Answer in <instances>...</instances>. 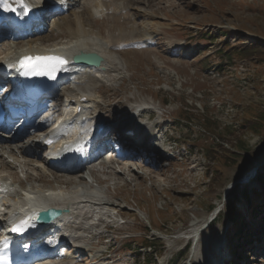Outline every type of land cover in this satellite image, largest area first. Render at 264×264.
Returning a JSON list of instances; mask_svg holds the SVG:
<instances>
[{
  "label": "rangeland",
  "instance_id": "rangeland-1",
  "mask_svg": "<svg viewBox=\"0 0 264 264\" xmlns=\"http://www.w3.org/2000/svg\"><path fill=\"white\" fill-rule=\"evenodd\" d=\"M67 2L65 8L61 2L48 7L38 25L16 29L36 28V36L12 38L9 24L0 20V61L29 44L65 47L72 40V20L103 47L122 30L128 41L109 51L106 69L94 74L70 66L74 77L56 85L46 113L56 116L62 97L85 92L97 98L93 116L111 120V126L129 108H140L142 122L149 109L155 117L146 137L110 130L117 133L110 140L115 152L109 144L103 157L80 171L46 166L43 150L31 148L20 156L17 147L32 137L0 141V175L14 191L1 193L0 202L19 203L22 188L48 194L57 189L69 198L63 205L69 218L54 232L64 240L52 258L56 264H98L90 261L94 256L102 264H264V188L256 177L264 175V52L239 57L243 45L264 47V0H131L129 15L120 19L96 0ZM236 141H244L246 149L234 163H221L229 155L224 152L206 159L209 148L230 149ZM216 169L220 181L210 184L206 171ZM79 175L81 181L56 182ZM233 200L244 219L240 236L239 224L224 208ZM145 227L156 236L157 257L150 261L143 258L148 249L135 255L141 241L134 237Z\"/></svg>",
  "mask_w": 264,
  "mask_h": 264
},
{
  "label": "bare ground",
  "instance_id": "bare-ground-1",
  "mask_svg": "<svg viewBox=\"0 0 264 264\" xmlns=\"http://www.w3.org/2000/svg\"><path fill=\"white\" fill-rule=\"evenodd\" d=\"M53 1H55V2H53ZM130 1L131 0H96L97 6L98 7L100 6L107 13H109L111 15H117V16L121 15V17H117L119 19L122 18V15H126V16L129 15V3H130ZM59 2L62 3L59 5L61 8H65L64 6L66 4H68L67 0H47L46 3L44 2V0H10L9 5L11 8H14L15 10L16 9L21 10L23 8L21 6L22 4L31 7L33 10H35L36 7H43L44 8L43 14H46V12L49 11L48 7H59V6H57V4ZM5 12H9V11H5L2 7H0V17L5 15ZM39 15H40L39 12H37V13L34 12L31 17L23 19L25 26L29 25V23H33L34 26L38 25L39 19L37 20L35 17H38ZM21 17H24V16L21 15ZM70 25H71V27H69V31H70V37L72 40H71V43H69L68 45H65V47H63V48L62 47L61 48H56V47L52 48L51 47L52 49L36 48V47L30 46V44H29V46L27 48L22 49L19 52L14 53V55L17 58L21 57V60H22L26 57L27 54H33V53H36L39 51H42V52H62V53L66 52V53L71 54V55L78 52V51L95 52V53H98L99 55H101L103 57V60L100 64V66H94L92 64L86 65L83 67L76 66V65L73 66V68L85 69L87 72H94L95 73V72L103 71L106 69L105 66L108 63L107 59L110 60L112 58L111 52H109V51H112L114 49L119 48L123 43H125V41H128L127 37H126L127 32L119 30L118 32H114L111 34L106 47H103L104 44L101 43L100 41L98 42L95 39H90V34L92 32L89 29H86L79 22V20H72L70 22ZM38 33H40V32H37L36 28L35 29L32 28L31 30H26V31L12 30L9 32V36L12 38H15V39H23L24 37L36 36V35H38ZM8 55L9 56L4 57L2 59V61H0L1 64L3 63V66H0V80H2V81L7 80V76L5 75V72L9 70L8 67H10V66L6 65L4 62H5V58L11 56V54H8ZM71 68L72 67H70V66L69 67L65 66V67L61 68V70H60L61 76L59 77L57 84L60 83L61 81H63L65 78L74 77L75 72H69V70ZM56 93H57V89H56V87H53L49 91L48 95H49V97H53ZM65 97H66V100H68V104L73 105L74 108H77V107H83L84 108V107L91 106L92 109L95 110V107H96L95 104H96L97 98L95 95H92L91 93H85L84 92V93H82L80 95H76V96H72L71 94H68V95H65ZM71 123H74V121L72 120ZM123 125H125V124H123ZM120 126L121 125L119 123L117 125H115L116 128L114 131L119 130V131L123 132ZM128 126H130V125L127 124L126 128H129ZM82 127H83L82 124L78 125V127H77L78 132H79V130L82 129ZM0 129H6V126L0 125ZM43 132H44L43 125H41V124L37 125V124L31 122L28 125L19 126L17 128V130H15L12 133L11 132L0 133V141H2L3 143H6V144H12L15 142H17V143L20 142L21 141L20 140L21 135L28 136L29 138L32 137V139L30 140L29 143L27 141H23L17 147V153L20 156H22V154L27 155V153H29L28 150L31 148H35L38 150H42L44 148L43 142H45L44 139L46 137L41 136L42 135L41 133H43ZM110 135L115 137L117 135V133L110 132ZM121 152H122V154L126 153L123 151H121ZM11 155H12V153H11ZM43 162L45 164L44 160H43ZM87 162L91 163L92 161H90V159H89V161H85V163H87ZM83 167H84V163H83V165H78V166L69 167V168H58V169L64 170L65 172H71L69 169L77 168L78 171H80V169ZM81 175H79L80 177H78V176L69 177L65 182H59V181H56V182L58 184H64V185L71 184L72 182L81 181L83 179L81 177ZM57 178H58V176H57ZM2 182L6 185L5 179L0 175V184H2ZM55 191H57V189H52V194H56ZM38 192L42 194L45 191L38 190ZM26 194L28 195L29 192H27ZM61 198H58V200L51 203V205H54L55 207H62L63 204L65 203V199H67L68 197L65 198V196H64ZM45 207H47V206H45ZM23 209H25V208L22 207V210ZM68 214H69L68 212H63V214L60 217H57L53 221H51L47 225V227L42 231V233H45V235H46V233L50 232L51 237H52V238L50 237V239H51L52 243H57V242L63 241L62 237H60L58 234H56L54 232L59 231V227H60L59 225L61 223H63L66 219L69 218ZM61 229L62 228L60 227V231H61ZM59 254H60V252L57 253V257ZM92 258L99 260V258L97 256L96 257L94 256ZM33 264H56V263L52 262V258L51 257L48 258V256H47L45 258L38 259Z\"/></svg>",
  "mask_w": 264,
  "mask_h": 264
},
{
  "label": "trees",
  "instance_id": "trees-1",
  "mask_svg": "<svg viewBox=\"0 0 264 264\" xmlns=\"http://www.w3.org/2000/svg\"><path fill=\"white\" fill-rule=\"evenodd\" d=\"M246 44V43H244ZM225 51V49L223 50ZM240 51H242V53H239V57H246L249 54H252L254 52H264V47L260 44V43H255L252 47H250L249 45H243L240 49ZM254 125H257L258 121H253L252 122ZM235 147H231L230 149L225 148L222 144H217L216 146L218 147L217 149L214 148H209L207 154H205V157L208 161H214L216 159V157H218L219 152H224L226 154V157L222 160V164L224 165H228L230 162L234 163L235 162V158L234 157H239V155H241V151L245 148V143L244 141H236V143H234ZM210 153H213V157L210 156ZM231 154V155H230ZM215 156V157H214ZM212 157V158H211ZM263 165H264V161H263ZM211 174L210 178H209V182L210 184H214L218 181H220V175H221V170L220 169H216L213 171H206V174ZM257 181L260 184L261 188H264V175L259 173L257 174ZM243 198L244 200L248 199V195H247V190L244 189L242 192ZM224 208L228 214V218L231 219V221H233L235 224H239L237 227V230L235 231V234H237L238 236L242 235L243 233V216L241 213L240 208L238 207V202L237 200H233L228 204L224 205ZM253 210H258L257 206L253 207ZM252 210V212H253ZM146 231H142V233H140L138 236L134 237V239H140V244H136L135 245V251H136V256L140 257L142 254V248H144L145 250L148 249V254L144 253L143 258L146 260H153L155 259V257H157V252H156V244L154 243L156 240V236L155 235H150L149 231L150 229H148L147 227H145ZM188 249V244L185 245V250L184 252ZM163 251V250H162ZM183 252V251H181ZM183 252V254H184ZM182 254V255H183ZM233 255L236 254V252L234 251L232 253ZM148 256V257H146ZM230 264V263H229Z\"/></svg>",
  "mask_w": 264,
  "mask_h": 264
},
{
  "label": "water",
  "instance_id": "water-1",
  "mask_svg": "<svg viewBox=\"0 0 264 264\" xmlns=\"http://www.w3.org/2000/svg\"><path fill=\"white\" fill-rule=\"evenodd\" d=\"M89 56H93L95 58V61L93 62V64L95 66H100L103 58L102 56H100L99 54L97 53H88ZM74 60L77 61L78 60V57H74ZM63 213V211H61L60 209H50L48 211H44L41 213V217L45 220H50V219H55L59 216H61Z\"/></svg>",
  "mask_w": 264,
  "mask_h": 264
},
{
  "label": "snow or ice",
  "instance_id": "snow-or-ice-1",
  "mask_svg": "<svg viewBox=\"0 0 264 264\" xmlns=\"http://www.w3.org/2000/svg\"><path fill=\"white\" fill-rule=\"evenodd\" d=\"M44 2L46 3L47 0H44ZM21 6L24 7L25 9H27V5L22 4ZM0 7H2L5 11H15V9L14 8H11L10 5L7 3V0H0ZM25 14H27V11H26ZM30 59L31 58H29V57H25L24 59H22L20 61L21 66H25V61L30 60ZM37 59H39V58H37ZM59 63L63 64L64 61L61 60V61H59ZM34 74L35 75H48L49 78L55 79V77L50 72L49 73L38 72V73H34ZM13 230H17V229H13Z\"/></svg>",
  "mask_w": 264,
  "mask_h": 264
}]
</instances>
